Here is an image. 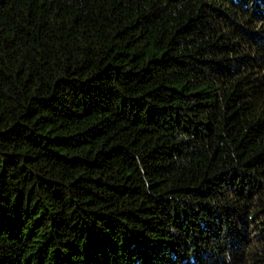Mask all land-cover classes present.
Here are the masks:
<instances>
[{
  "label": "trees",
  "instance_id": "trees-1",
  "mask_svg": "<svg viewBox=\"0 0 264 264\" xmlns=\"http://www.w3.org/2000/svg\"><path fill=\"white\" fill-rule=\"evenodd\" d=\"M0 264H264V0H0Z\"/></svg>",
  "mask_w": 264,
  "mask_h": 264
}]
</instances>
